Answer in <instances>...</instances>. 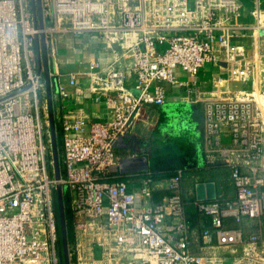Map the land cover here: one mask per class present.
<instances>
[{
	"label": "built area",
	"instance_id": "built-area-1",
	"mask_svg": "<svg viewBox=\"0 0 264 264\" xmlns=\"http://www.w3.org/2000/svg\"><path fill=\"white\" fill-rule=\"evenodd\" d=\"M41 1L44 28L34 24L31 0H0V264H62L58 185L73 222L71 264H264V10H252L256 23L248 25L238 21L240 0ZM249 32L250 53L236 41ZM41 35L60 101V180L44 129ZM87 35L104 41L109 60H92L63 82L59 37ZM207 66L227 75L211 90L200 84ZM80 79L89 86L80 88ZM176 88L200 109L206 166L229 169L235 190L233 200L195 202L210 220L204 255L190 248L182 171L169 180L170 196L152 206H139L116 173L119 140L147 124L145 110L165 105ZM75 93L106 103L110 119L72 108ZM151 182L142 198L151 197ZM249 222L256 230L247 235Z\"/></svg>",
	"mask_w": 264,
	"mask_h": 264
},
{
	"label": "crops",
	"instance_id": "crops-1",
	"mask_svg": "<svg viewBox=\"0 0 264 264\" xmlns=\"http://www.w3.org/2000/svg\"><path fill=\"white\" fill-rule=\"evenodd\" d=\"M243 7L241 15L238 19L239 23L254 25L256 20L253 18L251 12L256 7L264 10V0H240ZM237 43L244 46L250 53L251 50V32L238 38ZM40 47L41 44L39 43ZM57 64L63 73L61 80L67 82L68 74L72 72L86 71L88 64L92 60L108 61L110 54L107 52L104 41L95 35H87L81 38L74 36H60L57 42ZM218 76L226 77V73L222 72L216 67L207 66L200 74V84L208 90L212 89V80ZM80 88H87L89 82L86 79H80ZM232 88H242L243 85L231 83ZM172 90V89H171ZM74 94V93H73ZM185 94L179 89H174L168 93L167 102L161 107H149L145 110V116L148 123L138 124L134 131L123 141L117 143L116 149L119 155L124 157L136 156L133 149L137 152H142L149 158L151 169V158L153 152L162 146L164 143L171 141L179 136L175 135L174 127H185L186 130L182 133L187 138V145L190 146L193 153V162L198 164L197 169L190 171V176L184 180L183 195L189 193L194 203L199 200L197 186L200 184H213L216 190V198L221 200H233L235 198V190L232 179L230 177L229 169L225 167L209 168L205 163L203 143V126L201 120L200 109L197 105L185 101ZM184 98V99H183ZM59 111L60 101L57 97ZM72 108L85 109L88 116L94 121L105 122L110 119L109 109L106 103L102 102L95 104L90 100L88 94L75 93L69 102ZM61 115V111H60ZM135 136V138H133ZM187 164H193L189 162ZM201 169V170H199ZM150 173H139L131 175L117 174L119 179L128 183L129 190L137 197L139 206H152L163 203L170 196L169 180L162 179L152 181L148 186L152 191L150 198H142V190L145 187V180ZM184 197V196H183ZM205 199L202 201H213L207 198V191L204 192ZM214 199V200H215ZM189 216L192 219L194 228L210 227V220L204 216L199 217L195 214L192 208H189ZM232 222L229 221L231 225ZM237 226L236 224L232 225ZM189 233V240L191 244V251L197 255H204L206 250L203 249V240L201 230L198 233L194 229ZM256 230L254 222H249L245 225L246 234H250ZM216 244V240L213 241ZM225 257V262L229 263L231 260L227 257L228 254L222 252Z\"/></svg>",
	"mask_w": 264,
	"mask_h": 264
},
{
	"label": "water",
	"instance_id": "water-1",
	"mask_svg": "<svg viewBox=\"0 0 264 264\" xmlns=\"http://www.w3.org/2000/svg\"><path fill=\"white\" fill-rule=\"evenodd\" d=\"M32 11L34 16L35 26L44 28L45 21L42 9L41 0H31ZM41 44V47L39 45ZM38 60H39V73L43 74L46 84V99L48 105L49 113V126L51 132V145H52V154L54 162V175L57 180L61 179L62 176V166L59 159L58 151V142H57V125L55 120V104L53 94L56 92V87L53 85L52 79L50 77V67H49V54L47 50L46 38L44 35H41L38 38L37 44ZM136 94H139L135 90ZM135 138V136H133ZM121 138L119 140L123 141ZM133 152L137 154L132 157H124L121 159L119 166L116 168V173L121 175H131L139 173H148L150 171L149 158L142 152H136L133 149ZM198 198L199 200H204V192L207 191V198L209 200H214L216 198L215 186L211 183L209 184H200L197 186ZM65 199L63 188L61 185L56 187V207L59 215L60 223V234H61V244H62V255L60 257L62 264H71L70 252H69V236L67 230V220H66V211H65Z\"/></svg>",
	"mask_w": 264,
	"mask_h": 264
},
{
	"label": "trees",
	"instance_id": "trees-1",
	"mask_svg": "<svg viewBox=\"0 0 264 264\" xmlns=\"http://www.w3.org/2000/svg\"><path fill=\"white\" fill-rule=\"evenodd\" d=\"M54 104H55V120L57 125V142H58V151H59V159L60 164L62 166V139L60 135V121L61 115L59 111V105L56 93L53 94ZM59 125V126H58ZM61 128V127H60ZM193 149L187 145V138L183 135L172 139L169 142L164 143L162 146L157 148L152 155L151 158V169L150 173L147 175V178L151 181L162 180V179H171L178 174V171H182V186L184 184V180L190 176V171L198 168V164L193 162ZM193 162V164H187V161ZM201 170V169H199ZM230 171V170H229ZM171 193V192H170ZM184 201L186 204V214L189 221V233L195 231L198 233L199 231H203L206 228H194V224L192 222L191 217L189 216V208H192L195 214L199 217H204V215L198 210L196 204L193 199L190 198L189 193H185ZM56 203V196H55ZM65 211H66V220H67V230L69 236V244L72 245L74 243V231H73V222L70 215L69 207L67 200H65ZM57 214V223H58V236H59V256L62 255V244H61V234H60V223H59V215L56 207Z\"/></svg>",
	"mask_w": 264,
	"mask_h": 264
},
{
	"label": "rangeland",
	"instance_id": "rangeland-1",
	"mask_svg": "<svg viewBox=\"0 0 264 264\" xmlns=\"http://www.w3.org/2000/svg\"><path fill=\"white\" fill-rule=\"evenodd\" d=\"M45 92L46 91H43V93H42V95L44 96V98H45V96H46V94H45ZM43 98V99H44ZM59 126V125H58ZM45 132H46V134H47V136H50L51 135V132H50V126H48V124L47 125H45ZM59 129H60V135H61V139H62V132H61V128H60V126H59ZM62 174H63V171H62Z\"/></svg>",
	"mask_w": 264,
	"mask_h": 264
},
{
	"label": "flooded vegetation",
	"instance_id": "flooded-vegetation-1",
	"mask_svg": "<svg viewBox=\"0 0 264 264\" xmlns=\"http://www.w3.org/2000/svg\"><path fill=\"white\" fill-rule=\"evenodd\" d=\"M174 129H175L174 133L177 136L182 135V133L186 130L185 127H181V126H176V127H174Z\"/></svg>",
	"mask_w": 264,
	"mask_h": 264
}]
</instances>
